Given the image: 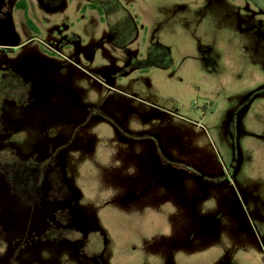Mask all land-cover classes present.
<instances>
[{
  "label": "rangeland",
  "instance_id": "374dc122",
  "mask_svg": "<svg viewBox=\"0 0 264 264\" xmlns=\"http://www.w3.org/2000/svg\"><path fill=\"white\" fill-rule=\"evenodd\" d=\"M46 1L0 0L1 127L59 150L106 263L264 264V0Z\"/></svg>",
  "mask_w": 264,
  "mask_h": 264
},
{
  "label": "flooded vegetation",
  "instance_id": "af4514ba",
  "mask_svg": "<svg viewBox=\"0 0 264 264\" xmlns=\"http://www.w3.org/2000/svg\"><path fill=\"white\" fill-rule=\"evenodd\" d=\"M40 1L44 5L48 3L46 0ZM2 5L7 7L5 3ZM7 27L10 26L0 22L1 29ZM0 36L3 37L1 34ZM21 85L17 89H11L6 97L11 96L12 92L23 96L24 88ZM6 117L7 115L0 118V228L7 221L3 215L11 211L13 204L18 211L24 213V234L27 240L38 248L41 243L50 244V250L46 247L44 250L53 254L44 256V250H35V247L21 254L17 248L6 249L0 256V264H58L57 258L64 250L69 256H73L74 251L70 245L65 246V242L70 244L76 240L69 232L78 222L75 211L77 195L61 171L64 167L58 156L59 150L52 147L47 151L28 152L31 154L29 156L23 155L20 153L21 149L12 143V133L1 127L2 122H7ZM155 155L157 156V151ZM159 158L162 159L161 156ZM195 174L197 178L200 177L196 172ZM93 238L94 240L91 232L86 235V241L81 246L83 253L77 256L95 264L96 259L104 256V249L102 237L95 234ZM91 245L101 248H95L91 253Z\"/></svg>",
  "mask_w": 264,
  "mask_h": 264
},
{
  "label": "trees",
  "instance_id": "16d2710c",
  "mask_svg": "<svg viewBox=\"0 0 264 264\" xmlns=\"http://www.w3.org/2000/svg\"><path fill=\"white\" fill-rule=\"evenodd\" d=\"M23 6H24L23 3L18 4L19 8H21ZM79 223L80 222L76 223L75 228H73V230H71L69 232V234H72L76 239L74 241H71L72 250L76 251L78 254H82L83 248L81 246H83V242L86 241V235L89 234V232H91L92 239L94 240L93 237L95 234L98 235L99 237H102L103 233L101 232L100 229H95V228H91V229L87 228L86 229L83 225H79ZM74 245H77V248H75ZM89 248H90V252L92 253V250H95V248L100 249L101 247L96 246V245H91ZM95 261H96L95 264H107L103 257L102 258L100 257V258L96 259Z\"/></svg>",
  "mask_w": 264,
  "mask_h": 264
},
{
  "label": "water",
  "instance_id": "95a60500",
  "mask_svg": "<svg viewBox=\"0 0 264 264\" xmlns=\"http://www.w3.org/2000/svg\"><path fill=\"white\" fill-rule=\"evenodd\" d=\"M0 34L3 35L6 38H10L12 34V29L11 27H7L4 29H0Z\"/></svg>",
  "mask_w": 264,
  "mask_h": 264
}]
</instances>
